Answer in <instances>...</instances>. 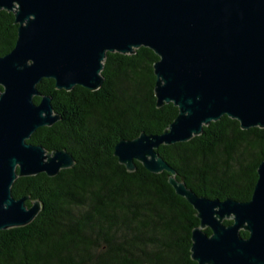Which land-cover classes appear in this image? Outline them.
Returning <instances> with one entry per match:
<instances>
[{"label": "water", "instance_id": "95a60500", "mask_svg": "<svg viewBox=\"0 0 264 264\" xmlns=\"http://www.w3.org/2000/svg\"><path fill=\"white\" fill-rule=\"evenodd\" d=\"M0 11L17 25L14 48L0 56V231L24 227L40 212L39 203L27 207L28 198L12 197L18 177H55L75 164L64 150L47 153L28 142L60 120L37 86L51 79L57 90L94 92L108 53L148 48L158 57L156 105L171 103L178 115L161 134L120 140L114 156L129 172L138 162L169 173L199 220L191 233L194 262L264 264V160L249 201H220L176 180L156 152L190 141L223 116L242 130L264 129V0H0Z\"/></svg>", "mask_w": 264, "mask_h": 264}, {"label": "trees", "instance_id": "16d2710c", "mask_svg": "<svg viewBox=\"0 0 264 264\" xmlns=\"http://www.w3.org/2000/svg\"><path fill=\"white\" fill-rule=\"evenodd\" d=\"M16 39L14 15L0 11V56ZM157 61L148 48L108 53L94 92L57 90L51 79L37 86L60 120L28 142L47 153L64 150L75 164L55 177L41 173L13 182L14 199L26 197L27 207L37 202L41 208L30 224L0 231V264H197L190 249L199 220L169 184V173H150L138 162L129 172L114 156L120 140L161 134L178 115L171 103L156 105ZM156 152L197 196L247 202L264 160V129L242 130L223 116L190 141Z\"/></svg>", "mask_w": 264, "mask_h": 264}]
</instances>
